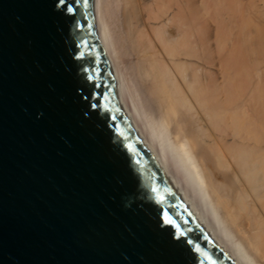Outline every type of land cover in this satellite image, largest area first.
Returning a JSON list of instances; mask_svg holds the SVG:
<instances>
[{"label":"water","instance_id":"water-1","mask_svg":"<svg viewBox=\"0 0 264 264\" xmlns=\"http://www.w3.org/2000/svg\"><path fill=\"white\" fill-rule=\"evenodd\" d=\"M0 264H234L121 109L92 0H0Z\"/></svg>","mask_w":264,"mask_h":264},{"label":"bare ground","instance_id":"bare-ground-1","mask_svg":"<svg viewBox=\"0 0 264 264\" xmlns=\"http://www.w3.org/2000/svg\"><path fill=\"white\" fill-rule=\"evenodd\" d=\"M117 101L234 264H264V0H92Z\"/></svg>","mask_w":264,"mask_h":264}]
</instances>
